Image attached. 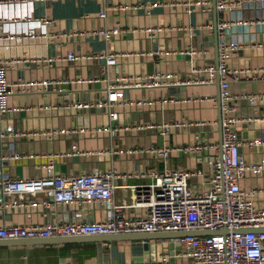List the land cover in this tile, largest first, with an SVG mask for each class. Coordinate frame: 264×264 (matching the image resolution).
I'll return each instance as SVG.
<instances>
[{
	"label": "crops",
	"instance_id": "crops-1",
	"mask_svg": "<svg viewBox=\"0 0 264 264\" xmlns=\"http://www.w3.org/2000/svg\"><path fill=\"white\" fill-rule=\"evenodd\" d=\"M185 1L0 2V16L29 14L45 15L51 19L49 22L20 19L0 23V31L34 28L47 32L46 36L41 37L0 40V58L45 57L10 63L9 79L12 82L21 78L71 79L25 90L19 86L12 87L9 94L12 108L0 112V132L6 130L8 123H12L16 129L28 133H0V152L5 154L1 164L3 170L14 176H37L113 168L118 172L114 179L117 184L115 199L130 201L134 191L132 184L153 180L151 172L162 170L166 163L161 156L145 149L148 145L189 141L198 132L219 140V85L216 80L197 81L196 78L205 72L193 67L215 63L214 19L217 18L218 22L235 12L234 9L220 8L214 11L212 0L209 7L198 6L189 11ZM152 2L157 4L151 6ZM120 4L126 7L122 8ZM240 8L244 18L255 20L226 27L219 34V39L240 40L233 51L231 65L264 67V6L253 3ZM103 9L106 10L104 16L100 14ZM154 24H160L163 28L153 36L141 28ZM104 25L116 26L120 30L106 39L101 32L94 31ZM53 32L56 34L52 35ZM189 48H197L198 52L192 54ZM70 49L78 54L92 55L68 59L65 54ZM159 49L163 51L157 52ZM104 50L118 53L113 71L117 68L129 74H147L160 69L174 72L173 78L179 81L127 87L124 101L133 102L123 105L114 102V108L119 110L118 118H110V107L105 104L72 105L78 100L105 98V84L101 79V65L105 59L93 56ZM97 77L101 78L95 79ZM231 90L236 94L264 90V72L232 78ZM208 95H215L216 98H209ZM137 99H150L152 102L137 103ZM235 102L239 113L259 116L237 125L242 153L249 160L259 159L264 155V144L251 145L246 139L264 135V100L251 103L240 95ZM175 118L217 121L203 126L187 124L167 134L160 131V126L148 125ZM97 124L110 125L113 131L96 130ZM138 124L143 126H136ZM52 129L60 131L51 134L49 131ZM73 143L77 144L75 148L72 147ZM167 161L170 166L178 168L203 164L202 155L176 151L171 152ZM139 169L146 174H135L134 171ZM197 180L192 183L201 188L203 185ZM241 182L244 187H263L264 173L247 171ZM14 195L6 197L10 199ZM22 197L24 202L21 205L8 203L0 207V224L44 223L74 218L93 220L105 214V204L99 200L52 202L47 206L40 202L43 197H49L44 191L36 195L25 192ZM255 201L264 204V191L257 193ZM125 210L127 215L139 216L147 213V206L131 205ZM56 236L39 239L28 237L20 239V242L1 241L4 238L0 237V264H193L189 257L182 255L172 256L170 253L167 261L163 258L165 251L170 252V238H151L150 250L146 251L143 240L139 238L104 240L100 243L96 240L59 241Z\"/></svg>",
	"mask_w": 264,
	"mask_h": 264
},
{
	"label": "built area",
	"instance_id": "built-area-1",
	"mask_svg": "<svg viewBox=\"0 0 264 264\" xmlns=\"http://www.w3.org/2000/svg\"><path fill=\"white\" fill-rule=\"evenodd\" d=\"M13 0H0V2ZM210 0H186L189 11L194 7H209ZM259 4L264 6V0H216V6L220 9H234V14L224 17L217 22L218 32L221 35L226 27L232 24L251 23L255 18H244L241 6L247 4ZM157 2H152L151 6ZM136 6H140L137 4ZM120 7H126L120 4ZM150 10V8L148 9ZM100 14L104 16L106 10ZM39 19L49 22L47 16H0V23L8 20ZM263 20V19H261ZM149 35H156L163 26L160 24L141 27ZM116 26L106 25L95 29L101 32L106 39L118 32ZM56 34V33H52ZM46 31L34 28L24 30H1L0 40L20 39L29 37L46 36ZM237 38H221L218 44V64L214 62L203 66H194L197 71H204L196 80L201 82H213L219 73V92L221 104V141L210 138L207 133L198 132L192 140L175 143H151L145 149L155 152L165 160L162 170H154L153 180L132 184L134 189L130 201H117L114 191L117 186L114 181L118 172L113 168H96L87 172L52 173L37 176H14L3 170L1 164L5 154L0 152V207L10 203L12 205L23 204V194L29 192L36 195L39 191L46 192L49 197H43L40 202L49 206L52 202H88L102 201L105 204V214L100 219L50 220L44 223H9L0 224V237H35L54 236L61 234H93L113 233L127 230H164V229H189L209 228L215 231L199 234H184L173 237L180 241V247L175 248V255L189 257L193 264H264V228L244 229L251 226H264V204L257 203L255 196L264 191L263 187H244L241 179L247 171L264 173V155L259 159L249 160L241 151L242 140L239 136L237 125L241 121H249L258 118L257 115L241 114L237 111L235 99L244 96L251 103L264 100V90L246 91L236 94L231 90V79L240 78L241 75L249 77L250 74L264 72L263 66L238 67L230 64L234 49L239 45ZM159 49L157 52H162ZM170 51V50H166ZM190 53L198 52L197 48H189ZM201 51V50H199ZM117 52L104 50L93 54L95 57H104L101 65L102 79L106 90L105 98L97 100H78L72 105L87 106L93 104H105L109 106L110 118H118L119 110L114 108V102L119 105L132 103L133 100H125V89L139 84H159L162 82L179 81L173 78L174 72L157 69L151 73L129 74L120 72L116 64ZM92 54H78L74 50H68L65 57L76 59L80 56ZM50 58V57H49ZM29 59L41 60L45 57L36 55L33 57L0 58V112H5L12 107L9 104V94L13 86H19L25 90L32 86H48L53 83L70 81L69 78H21L12 82L8 77L10 63L26 61ZM251 72V73H250ZM207 97L215 99V95ZM137 103L152 102L150 99H137ZM20 107V106H19ZM217 119L201 118L186 120L175 118L164 120L158 124L149 123L150 126H160L162 133H169L187 124L208 125ZM138 127L142 124L136 125ZM8 135L25 134L24 130H18L14 124L8 123L5 128ZM75 129V128H74ZM82 129V128H81ZM84 129V128H83ZM96 130L109 129L110 125L97 124ZM1 131L0 133H4ZM60 129H52L54 134ZM38 132V131H30ZM251 145L264 144V135L252 136L246 139ZM76 143L72 147H76ZM187 152L202 155L201 165L195 167H172L167 162L171 152ZM13 155V152H11ZM135 174L144 175V170H135ZM198 179L203 185L197 188L192 181ZM197 180V182H198ZM15 194L10 199L7 195ZM131 205L147 206V213L139 216L127 215L125 208ZM226 228V230H223ZM165 251L163 258L167 261L170 256Z\"/></svg>",
	"mask_w": 264,
	"mask_h": 264
},
{
	"label": "water",
	"instance_id": "water-1",
	"mask_svg": "<svg viewBox=\"0 0 264 264\" xmlns=\"http://www.w3.org/2000/svg\"><path fill=\"white\" fill-rule=\"evenodd\" d=\"M213 3V10H217L216 6V0H212ZM214 30L216 35V58H215V64H218L219 59V53H218V44H219V32L217 28V18L214 19ZM219 73L217 74L216 82L219 85ZM217 98H218V104H219V117L218 121L220 124V137L219 141H221V104H220V92L219 87L217 91ZM264 226H251L246 227L244 229H262ZM223 230H226L224 228ZM215 230L209 229V228H189V229H164V230H127V231H119V232H113V233H93V234H61L56 236V240L59 241H65V240H96L97 242H103L104 240H117L122 238H139L143 240V246L146 251L150 250L151 238H170L169 245H170V253L175 255V248L180 247V241L174 240L173 237L184 235V234H199V233H205V232H213ZM29 236L24 237H4L1 241H10V242H20L22 238H28ZM51 236H35L32 238H49Z\"/></svg>",
	"mask_w": 264,
	"mask_h": 264
}]
</instances>
